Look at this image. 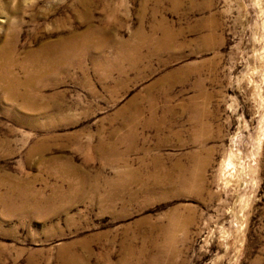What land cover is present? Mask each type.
<instances>
[{
	"label": "rangeland",
	"instance_id": "rangeland-1",
	"mask_svg": "<svg viewBox=\"0 0 264 264\" xmlns=\"http://www.w3.org/2000/svg\"><path fill=\"white\" fill-rule=\"evenodd\" d=\"M0 73V264H264V0H0Z\"/></svg>",
	"mask_w": 264,
	"mask_h": 264
},
{
	"label": "bare ground",
	"instance_id": "bare-ground-1",
	"mask_svg": "<svg viewBox=\"0 0 264 264\" xmlns=\"http://www.w3.org/2000/svg\"><path fill=\"white\" fill-rule=\"evenodd\" d=\"M68 38L69 39H67V40H65V39L63 40L62 39V40H59V41L57 40L54 43L51 42V44H46L39 51H36L35 53H32V54L30 53L29 54L28 59H27V64L34 65V67H37L38 70L34 69L31 72L29 71L30 74L28 75V80L26 81L27 85L32 86V83L34 82V79L36 77H38L41 74H43V76H44V73L49 71L51 68L62 66L60 64L65 62V61H67V59L65 60V58H67L68 55H70L73 52L74 43L77 40V38H76L75 41H72L75 37L74 38L71 37L73 39H70V37H68ZM14 51L15 50H14L13 46L8 47L6 49V53L9 54L11 57H13ZM15 62H17V61H15ZM11 63H9V64L14 65L13 61H11ZM21 64H25V63H21ZM26 66L24 65V66H21V67H26ZM4 73H5V75L7 74V76H6V81L7 82L6 83H9V86H10V88L13 91V92H10V93L13 94L12 96H14V94H15V97H16V95L22 96L24 98H27V96H30L29 92H25L23 94H20V92L17 91V87L18 86L21 87L20 86L21 81H20V78H18L19 76L17 77L16 74L13 72V68L11 66H9V68L6 67L4 69V71H3V74ZM27 88H29V87H27Z\"/></svg>",
	"mask_w": 264,
	"mask_h": 264
}]
</instances>
